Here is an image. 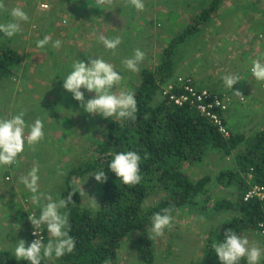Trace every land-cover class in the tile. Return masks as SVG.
Masks as SVG:
<instances>
[{"label": "rangeland", "instance_id": "374dc122", "mask_svg": "<svg viewBox=\"0 0 264 264\" xmlns=\"http://www.w3.org/2000/svg\"><path fill=\"white\" fill-rule=\"evenodd\" d=\"M191 1L192 6L190 5ZM4 2L8 11H0V23H7L11 20L9 12L13 7L22 8L28 14L29 22H22L21 31L12 38L4 37V34L0 32V46H7L21 57L20 64L15 66L14 75L0 82V119L11 118L20 112L27 115L35 113L36 117L25 121L27 124H31L36 119H40L43 122L45 133L44 139L34 148L24 149L17 159L20 162L15 169L0 167V180L9 170L17 181V190L14 192L7 193L6 189L0 190V252L8 250L14 254L15 244L21 239L25 240L23 233H28L27 222L17 217L23 212L28 216L30 208L36 205L31 199L32 193L21 183V178L38 165L40 191L50 194L53 199H60L69 174L92 161L106 126L115 119V117L105 119L98 114L92 115L84 112L80 107V102L78 105V101L73 99L72 94L61 87V82L56 81L54 85L56 71L60 69L55 68V65H49L53 62L51 55L55 54L57 61L68 65L69 68L70 64H73L77 59L87 63V56L93 57V59L103 58L113 65L114 70L123 77L116 91L134 92L137 82H139L141 66L155 68L163 60V52L172 42L170 39L164 41L165 31L172 29L174 32L176 25L180 27V30H183L187 24L190 26L186 30L197 27L196 25L201 22L199 14L202 11L197 12L192 8L195 5L203 7L210 0H202L201 3L200 0H143L145 5L143 11L136 10L134 6L127 4L126 0H115L114 9L111 11L97 8L96 0L85 2L84 6L74 0L59 2L53 0L47 10H52L49 13L39 9L36 0H26L25 3L20 0H4ZM159 9H166V13L160 12ZM259 9L264 10V0H224L220 9L213 13L210 20L205 23L212 24V27H217L220 24L225 33L226 29L222 23L224 20L230 22L231 28L236 26L241 28L242 36L231 32L232 36L236 38L235 48L238 50L242 47L247 48L251 53V61L256 60L260 57L259 53L264 55V17L255 11ZM116 10L122 13L120 18L123 22L117 20L118 17H113L112 12ZM52 12L54 13L51 14ZM160 14L172 18L164 23L166 28L163 30H159L162 26L159 20H164ZM175 15H178L176 22L178 20L179 22L177 24L174 22ZM116 20L117 24H115ZM204 28L207 26L200 25L197 27V31L190 34L184 43L175 47L172 57L174 75L168 83L193 77L199 88L207 89L205 87L207 81L214 80L213 76L208 75V72L215 71V55L223 53H209L204 49L206 48V45L204 47L206 32ZM39 30H43L44 35L50 36L52 41L59 39L61 47L54 48L50 42L46 47L38 48ZM159 32L162 34L154 35ZM150 34L153 37H150ZM175 34L176 32H174ZM100 35L109 39L116 37L121 39L122 42L117 47L115 54L111 50H107L99 41ZM261 35L263 39H260ZM212 43L215 45L216 40H212ZM137 48L145 53V59L138 65L139 72L134 73L126 69L122 61L132 57ZM218 58H220V70L228 67L224 58L220 56ZM246 58L247 54L244 55L243 62H246ZM46 60L50 62L47 63ZM236 64L237 62H234L233 66H229L232 75L235 76L238 71ZM248 69L249 67H246L245 71L246 73L249 71L248 75L251 76L252 73ZM71 70L64 69L63 73L67 74ZM215 80L209 87L211 92L215 91L212 86L223 81L221 77H217ZM260 84L264 89V82H260ZM162 87H165V84ZM81 91L84 92L85 102L95 95V93H89L84 89ZM60 94H63V99L60 98ZM243 94H245V98H250L246 93ZM246 103L248 104L247 99ZM51 105H57L54 112H51L53 110ZM48 110H50V115L46 113ZM74 112L77 114L75 115ZM254 112L253 115V111H245L246 117L235 114L232 120L236 124L240 122L241 131L244 130L247 140L251 141L257 134L255 129L260 132L264 128V108L254 110ZM242 122L245 123V129L241 128ZM228 129L230 130L229 127ZM220 159V152L208 151L203 162L193 164L187 171L196 180L211 174L213 181L210 187L214 196L226 199L233 196L232 190L218 184L217 175L224 166H234V156L222 159L220 166H216L215 163ZM72 182L79 191L82 185L83 191L86 193L81 195L83 207L95 209L101 198V182L95 180L93 173L74 179ZM12 192L14 196L10 195ZM163 195L161 192L150 197L146 205L157 203ZM91 198H94L97 204ZM41 203H46V201L42 200ZM207 205L211 207L208 208L210 212L197 210L187 214L186 210H181L174 215L171 226L164 230L163 236L154 239L156 247L154 264H211L212 261L206 255L207 248H205L207 235L216 226V223L227 215H218L213 210V204L208 203ZM61 211L64 212L63 209ZM16 222L21 225L16 226ZM13 232L17 233L20 238L16 240ZM244 237L249 240L250 245L255 244L264 250V238L260 233L248 232L244 233ZM136 238L137 235H133L124 242L117 264H137L133 244ZM49 239L51 237L48 234ZM25 241V246H29L31 241ZM46 263L59 264L56 263L55 257L47 260Z\"/></svg>", "mask_w": 264, "mask_h": 264}, {"label": "trees", "instance_id": "16d2710c", "mask_svg": "<svg viewBox=\"0 0 264 264\" xmlns=\"http://www.w3.org/2000/svg\"><path fill=\"white\" fill-rule=\"evenodd\" d=\"M80 1L85 3L90 0ZM223 1L210 0L208 7L200 13V23L209 21L211 15L220 9ZM255 11L264 17L263 9ZM39 12L44 13L41 10ZM112 13L113 17H122L118 10ZM196 31L197 27H193L175 38L164 50L163 60L155 68L141 66L139 82L134 90L137 102L136 119L112 120L98 142L92 161L69 174L61 198L66 199L73 191L77 192L73 195V201L63 209L69 216V234L75 240V249L71 254L56 259V263L117 264L124 242L137 235L133 242L137 264H154L156 247L154 239L148 238V228L152 216L157 212L163 214L164 209H170L173 218L181 210H186L187 214L197 210L210 212L208 208L211 207L207 204L211 203L216 214L227 215L207 235L205 248L211 264H221L212 245L224 240L226 230L230 229L241 236L245 232L260 233L259 224L264 221V201L258 198L248 201L245 196L255 186L264 187V129L257 132L252 141L247 140L245 133L232 132L229 138H225L195 109L186 105L176 106L168 97L160 96L161 85L166 84L174 75L172 57L175 47L184 43ZM39 32L41 40L45 35L43 30ZM53 57L56 55H51L53 62L49 65L60 69L56 71L53 83L55 85L59 81L62 87V80L69 74L63 73V70L72 69V63L69 68L68 65L58 62L57 57ZM260 59L263 62L264 55ZM20 62L21 57L16 51L0 46V82L11 78L15 66ZM62 96L60 94V98ZM51 107V112L57 109V105ZM49 111L46 113L50 115ZM34 117L35 113L24 115L25 120ZM127 151H135L141 157L142 181L132 187L121 183L108 169L114 154ZM208 151L221 153V159L215 163L216 166H220L222 159L234 156V166H224L217 175L218 184L231 189L233 196L226 199L214 196L210 187L213 181L211 174L196 180L187 171L193 164L203 162ZM100 171L105 172L107 180L101 183L98 206L95 209L83 207L80 191L72 180ZM248 175H252L251 180ZM15 182L17 181L9 183L6 191ZM161 192L164 195L160 201L146 205L150 197ZM17 218L26 221V214L23 212ZM23 235L27 242L31 241L29 233ZM47 241L48 235L45 243ZM0 264L28 262L16 261L12 252L4 250L0 252ZM44 264L48 263L45 261ZM239 264H247V261L241 260ZM259 264H264V256Z\"/></svg>", "mask_w": 264, "mask_h": 264}, {"label": "clouds", "instance_id": "9594fccd", "mask_svg": "<svg viewBox=\"0 0 264 264\" xmlns=\"http://www.w3.org/2000/svg\"><path fill=\"white\" fill-rule=\"evenodd\" d=\"M114 3L115 0H96L97 8H103L107 11L114 9ZM126 3L134 6L138 11H143L145 8L143 0H126ZM0 11H8L4 0H0ZM9 15L11 17L10 21L0 23V32L4 34V37L12 38L21 31L22 22H29V16L20 7H13ZM98 39L113 54H115L117 47L122 42L119 37L109 39L104 35H100ZM260 39H263L262 35ZM50 42L54 48L61 47V41L59 39L52 41L50 36H45L43 39L38 40L37 47L44 48ZM87 58V63L77 59L72 64V70L62 80L63 89L71 93L73 99L80 102V107L88 114H98L105 119L115 117L116 119H130L134 121L137 111L134 92L116 91L123 77L114 70L113 65L106 62L103 58L96 57L93 59V57L88 56ZM144 59L145 53L137 48L134 51V55L124 59L122 63L126 69L138 73L140 70L138 65ZM250 71L252 73L251 76L256 81L264 82V61L262 62L260 59L253 60ZM222 80L224 85L232 90L233 85L239 82V77L228 74L222 76ZM168 82L165 86L176 81ZM163 88L161 85L162 96H164ZM81 89L89 93H95V95L85 102V95ZM233 93L241 95L239 91ZM24 115V112H20L11 118L0 119V167L9 166V169H11L13 166H17L20 162H17V159L23 153L25 144L34 148L36 144L44 139L43 122L40 119H36L34 123L27 124ZM140 162L141 157L137 152H120L114 154L113 159L108 165V169L116 175L121 183L132 187L140 184L142 181ZM38 172L39 166L37 165L26 176L21 178V183L32 193V201L40 205L41 209L38 217L35 213L30 216H27L26 213L27 232L28 222L30 221L35 229L33 235L39 238L33 240L28 247L25 246L26 241L21 239L15 244L14 248L15 260L26 261L28 264H44L45 261L51 260L53 257L59 259L66 254H71L75 249V240L69 234L71 228L68 213L66 211L62 212L61 209L67 208L68 204L73 201V195L77 192L73 191L66 199H53L50 194L40 191ZM9 173L10 171L8 170L5 175ZM93 174L97 182H106L107 176L104 171ZM79 194H86L83 191L82 185L80 186ZM91 199L97 204L94 198ZM42 200L46 201V203H41ZM170 213V209H164L163 214L157 212L152 216L151 224L148 228V233L150 234L148 235L149 240L163 236L164 230L171 226L172 216ZM260 224L259 232L263 235ZM41 226H46L47 235L49 234L51 237L47 243H45L43 236H40V233L36 231ZM245 233L247 234L248 232ZM212 249L221 264H239L241 260H246L247 264H259L262 255H264V250L255 244L250 245L249 240L244 237V234L243 236L238 235L230 229L226 230L225 238L222 242L213 243Z\"/></svg>", "mask_w": 264, "mask_h": 264}, {"label": "crops", "instance_id": "0c3cea01", "mask_svg": "<svg viewBox=\"0 0 264 264\" xmlns=\"http://www.w3.org/2000/svg\"><path fill=\"white\" fill-rule=\"evenodd\" d=\"M20 1L22 3L26 2V0H20ZM74 1H77L78 3H80V5L84 4L83 1H80V0H74ZM201 1L202 0H200V3H201ZM190 5L192 6V1H191ZM208 5H209V3L207 5H205V6H203V7H202V5H200V6H196L195 5V7L193 6L192 9H195L197 12H200V11L205 10L204 8L208 7ZM184 9H185V7H184ZM159 10L162 13H166V9H164V10L159 9ZM160 15L164 18V20H159L158 19L159 23H162V26H161V28H159V30H163V29L166 28L164 26V23H166L167 20H169V21L172 20V18H168L166 15H162V14H160ZM177 16L178 15H175V17H174V22L176 24L179 22V20L176 22ZM117 20L123 22L122 18H120V17H118ZM117 20H116L115 24H117ZM222 23H223L224 28L226 29V33H225V30L220 27V24H218L217 27H215V26L212 27V24L205 23V22H203V24L199 23V24L196 25L197 27H199L200 25L201 26H203V25L207 26V28H204L206 30L205 35H204V39H205L204 40V47L206 45V48H204V49L208 50L209 53H211V52H216V53L217 52H222L223 53L222 55H215V58H216L215 71L211 70V71L208 72V75L209 76H213L214 80L209 79L207 81L208 83H207V85L205 87L209 90V87L216 81L215 79L217 77H221L222 78L223 74H232L231 73L232 70H230L229 66L232 65V63L237 62L236 65L238 67V71H237L236 76H238L240 78H239V82H237L235 85H233V89L232 90L228 89L224 85L223 81L221 83H218V85L212 86V89L217 91V93L228 94L232 98L231 107H230L229 111L226 114V122H227V125L230 128L231 132H233L234 134H238V133L244 134L245 131L244 130L241 131V129H240V122L239 123L237 122V124L232 122L233 117H234L235 114H238V115L241 114V115H244V117H246L245 111H253V115H254L255 114L254 110L257 111V110H260L261 108H264V89L261 88V84H260L259 81H256L252 76H249L250 74L248 75L249 71L247 73L245 71L246 67L247 68L249 67L248 70H250V67L252 65V61L253 60L251 61V53H250V51L247 48H244V47H242L239 50L235 48L236 38L234 36H232L231 32L232 33L236 32V35L242 36L243 30L241 28L237 27V26L234 27V28H231L230 22L228 20H224ZM189 26H190V24L189 25L187 24L185 27L183 26L184 29H183V27H181V29H183V30H180V27L178 25L174 26V29H175L174 32H176L175 35H174V32H173L172 29L165 31L166 34L164 36V41L165 40H169V39L171 41H173L175 39V37L181 36L184 33V31L187 28H189ZM237 28H238V30H237ZM161 34H162V32H159L158 34H154V35H158L159 36ZM150 37H153V36L150 34ZM212 40H216V44L215 45H213ZM208 45L209 46L212 45V46L209 47ZM217 45H219V46H217ZM207 46H208V49H207ZM240 51H242V52L238 53ZM203 52H204V50H203ZM245 54H247V58H246V62H243V57H244ZM259 54H260V57L258 59H260L263 56V54H261V53H259ZM219 56L224 58L226 60V64H228V67L222 68V70H220L221 68H219L220 67V60H219L220 58H218ZM238 64H239V66H238ZM215 91H213V92H215ZM235 91H239L241 93V95H235L233 93ZM243 93H246L250 98L249 99L245 98L244 97L245 94H243ZM242 98H243V100H241ZM246 99L248 101V104L246 103ZM244 102H245V104H243ZM242 123H243V126L241 128L245 129V126H244L245 123L244 122H242ZM256 130L257 129H255V133L258 132ZM25 148L28 149V148H31V147H28V145L25 144ZM17 162H18V160H17ZM208 165H209V163H208ZM5 167L7 169L10 168L9 166H5ZM14 190H17L16 182H15V185H13V186L8 188L7 193L10 192V191L14 192ZM13 192L10 194L11 196H14ZM18 225H21V224H17V222H16V226H18ZM13 233H14V236L16 237V240L18 238H20V236L17 235V233H15V232H13ZM26 247H28V246H26Z\"/></svg>", "mask_w": 264, "mask_h": 264}, {"label": "built area", "instance_id": "2783aa9c", "mask_svg": "<svg viewBox=\"0 0 264 264\" xmlns=\"http://www.w3.org/2000/svg\"><path fill=\"white\" fill-rule=\"evenodd\" d=\"M51 1L53 0H36V3L39 6V9L47 11L50 7ZM163 94L176 106L182 107L186 105L195 109L199 115L207 119L213 126H215L225 138H229L231 136V132L226 123V114L232 104V98L228 94H219L206 89H201L196 85L195 81L191 77L185 78L184 80L181 79L165 86L163 88ZM241 100H243V98ZM16 167L17 166H13V169ZM248 178L252 179V175H248ZM14 181L15 179L12 173L5 175L0 180V190H5L8 184ZM253 198L264 200V187L255 186L248 192L245 199L250 200ZM40 210V205L36 204L30 208L28 216L35 213L38 217ZM260 228L262 230V234L264 235V222L260 224ZM34 231L35 229L29 221L28 233L30 234L31 242L39 238L38 236L33 235ZM36 231L40 233V236H43L44 240H46V226H41L39 229H36Z\"/></svg>", "mask_w": 264, "mask_h": 264}]
</instances>
